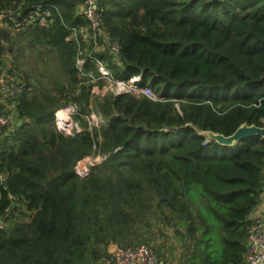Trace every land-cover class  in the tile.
Returning a JSON list of instances; mask_svg holds the SVG:
<instances>
[{"label": "trees", "instance_id": "16d2710c", "mask_svg": "<svg viewBox=\"0 0 264 264\" xmlns=\"http://www.w3.org/2000/svg\"><path fill=\"white\" fill-rule=\"evenodd\" d=\"M21 3L52 6V28L17 40L56 52L68 85L38 94L26 83L5 102L0 95V111L15 103L18 119L9 135L0 132V173L8 174L0 219L19 209L9 195L32 213L28 223L0 227V264H101L109 245L143 238L136 224L158 213L185 243L182 264H244L249 217L264 191V138L228 147L204 133L264 128V0H102L121 51L98 56L115 78L142 76L164 99L107 96L94 102L106 123L89 132L78 115L84 131L72 135L58 130L55 113L90 104L76 43L66 40L82 24L80 0H0ZM14 44L0 27V66ZM98 154L107 159L80 178L77 164Z\"/></svg>", "mask_w": 264, "mask_h": 264}, {"label": "built area", "instance_id": "2783aa9c", "mask_svg": "<svg viewBox=\"0 0 264 264\" xmlns=\"http://www.w3.org/2000/svg\"><path fill=\"white\" fill-rule=\"evenodd\" d=\"M104 12L102 0H80L79 16L82 24L68 28L69 35L66 40L75 42L77 46L75 64L78 77L81 80L80 85L91 88V99L87 108L88 112H82L84 106L71 102L69 104L71 108L65 109L69 113V119L58 121L55 118L58 130L64 134L67 132L71 134V131L76 134L84 131L79 122L73 120L78 115L86 120L89 132L100 129L99 124L103 123V116L95 109L94 102H101L107 96L129 95L147 98L151 101H163L164 99L149 85H144L142 76H134L128 79L115 78L106 60L98 56L109 54L117 57L121 51L120 44L111 36L105 26ZM53 25L54 14L52 6L48 4L33 5L25 9L22 3L4 7L0 4V27L10 30L13 35L31 31L37 27L50 29ZM88 62L92 63L96 71L88 68ZM2 67L0 66V69ZM22 82V80H12L4 73L0 74V95L4 100L19 95L26 87V84ZM79 93L78 90L75 96H78ZM16 110L14 103L0 111V132L4 131L5 136L9 135L16 126ZM57 112L55 117H57ZM95 157L89 159L87 163H83L87 159L85 158L77 164L75 170L80 178H87L93 168L101 165L107 159V156L101 154L95 155ZM7 183L8 174L0 173V189H6ZM9 200L12 205H15L19 199L9 195ZM11 209L8 208L7 213ZM21 209L27 210L23 203ZM2 220L0 219V227H3ZM244 256V264H264V218L262 217L249 220ZM101 264H162V262L151 244L140 243L118 246L115 254L103 258Z\"/></svg>", "mask_w": 264, "mask_h": 264}, {"label": "rangeland", "instance_id": "374dc122", "mask_svg": "<svg viewBox=\"0 0 264 264\" xmlns=\"http://www.w3.org/2000/svg\"><path fill=\"white\" fill-rule=\"evenodd\" d=\"M17 36H18L17 34L13 35L15 40L14 45H9V46L6 45L8 49L12 48V53L5 52V54L1 57V62H5L4 66L0 69L2 73L4 72L3 70H5L4 74L10 79L15 81L22 80L23 84L29 83L33 87L34 92L36 91L38 94L39 93L45 94V92L49 90H53L54 87H58L59 85H65V86L68 85L56 52L52 51L50 48L41 47L37 44L28 45L24 42V40H17L18 39ZM11 71H13L14 74H11ZM1 101L2 100H0V102ZM69 107L70 105L64 107L62 110H65L66 108ZM102 119H103V123L105 124L106 123L105 118L103 117ZM73 120L76 121L75 119ZM102 124H99V128L101 127ZM55 125H56V121H55ZM56 127L58 128L57 125ZM70 133L71 134L67 132L65 134L67 135L76 134L74 133V131H71ZM204 134L208 136V133H204ZM93 157L96 158L95 156ZM93 157L87 158L83 163H87L88 160ZM94 169L95 168H93L92 171ZM16 204H17L16 206H18L19 209L15 211L11 209L9 214L6 216L8 217V219L6 221L2 220L3 226H5L6 228L7 227L11 228V226H13L16 223H21V224L28 223L32 219L31 212L21 209L22 203L17 201ZM24 206L26 209V205ZM11 213L13 214L10 217ZM162 220H163V216L160 215L159 213L157 214V216H152V217L148 216L146 221L144 220L143 223H138L135 226V230L140 231L143 238L134 239L133 235H131L130 236V238L132 239L131 241L121 242L118 244V246L122 247V246L140 244V243L151 244L154 250L158 248L159 249L163 248L165 250H169L170 252L176 254L175 255L176 259L174 262L175 264H180V261L182 260L181 258L182 253L186 254L185 243L181 244L177 239H175L174 231L169 228H166ZM146 222L149 223V226L150 225L152 226L149 230L145 228V226L147 225ZM135 230L133 229L132 232H134ZM187 254H190V251H187Z\"/></svg>", "mask_w": 264, "mask_h": 264}, {"label": "water", "instance_id": "95a60500", "mask_svg": "<svg viewBox=\"0 0 264 264\" xmlns=\"http://www.w3.org/2000/svg\"><path fill=\"white\" fill-rule=\"evenodd\" d=\"M208 136L211 140L222 146L232 147L235 144L252 137H263L264 138V128L257 126H241L233 135L224 136L222 134H216L213 132H208Z\"/></svg>", "mask_w": 264, "mask_h": 264}, {"label": "crops", "instance_id": "0c3cea01", "mask_svg": "<svg viewBox=\"0 0 264 264\" xmlns=\"http://www.w3.org/2000/svg\"><path fill=\"white\" fill-rule=\"evenodd\" d=\"M13 71H11L12 73ZM5 73V71L3 72ZM5 102V101H4ZM5 107H9V105H5ZM15 115V114H14ZM18 119L15 115V122H17ZM255 217H262L264 218V192H263V195L261 196V199L259 201V204L254 208V210L252 211L250 217H249V220L252 219V218H255ZM117 247L118 245L117 244H111L108 246V249H107V253H108V257L112 256L115 254L116 250H117ZM156 253L159 255L160 259H161V262L162 264H175V259H176V254L170 252L169 250H165V249H156L155 250ZM183 256V253L181 255V258ZM183 260V259H182ZM182 260L180 261V264H182Z\"/></svg>", "mask_w": 264, "mask_h": 264}, {"label": "bare ground", "instance_id": "6f19581e", "mask_svg": "<svg viewBox=\"0 0 264 264\" xmlns=\"http://www.w3.org/2000/svg\"><path fill=\"white\" fill-rule=\"evenodd\" d=\"M69 113H68V111H65V110H61V111H59L58 112V114H57V120L58 121H64V120H67V119H69Z\"/></svg>", "mask_w": 264, "mask_h": 264}]
</instances>
